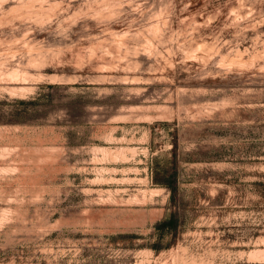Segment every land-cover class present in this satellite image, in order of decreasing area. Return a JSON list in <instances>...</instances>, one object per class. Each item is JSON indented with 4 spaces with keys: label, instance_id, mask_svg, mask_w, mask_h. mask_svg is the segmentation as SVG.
I'll list each match as a JSON object with an SVG mask.
<instances>
[{
    "label": "rangeland",
    "instance_id": "obj_1",
    "mask_svg": "<svg viewBox=\"0 0 264 264\" xmlns=\"http://www.w3.org/2000/svg\"><path fill=\"white\" fill-rule=\"evenodd\" d=\"M0 264H264V0H0Z\"/></svg>",
    "mask_w": 264,
    "mask_h": 264
},
{
    "label": "trees",
    "instance_id": "obj_2",
    "mask_svg": "<svg viewBox=\"0 0 264 264\" xmlns=\"http://www.w3.org/2000/svg\"><path fill=\"white\" fill-rule=\"evenodd\" d=\"M157 183L160 184L161 186H163L164 188H166L169 191V193H170V201L172 203H176V198H177V194H178V187H177V184H176L175 173L170 174L169 176L163 178V180H160Z\"/></svg>",
    "mask_w": 264,
    "mask_h": 264
}]
</instances>
